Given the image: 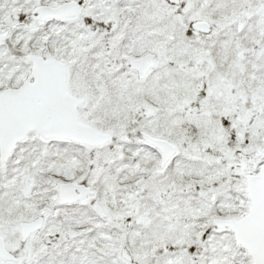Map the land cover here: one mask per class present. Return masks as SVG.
I'll return each instance as SVG.
<instances>
[{
  "label": "snow or ice",
  "instance_id": "1",
  "mask_svg": "<svg viewBox=\"0 0 264 264\" xmlns=\"http://www.w3.org/2000/svg\"><path fill=\"white\" fill-rule=\"evenodd\" d=\"M0 264H264V0H0Z\"/></svg>",
  "mask_w": 264,
  "mask_h": 264
}]
</instances>
